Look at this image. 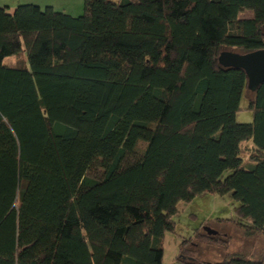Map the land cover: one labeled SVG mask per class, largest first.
<instances>
[{
    "label": "trees",
    "instance_id": "obj_1",
    "mask_svg": "<svg viewBox=\"0 0 264 264\" xmlns=\"http://www.w3.org/2000/svg\"><path fill=\"white\" fill-rule=\"evenodd\" d=\"M257 51L264 0L0 6V264H163L178 206L205 194L264 235V84L218 64ZM197 236L180 264H205Z\"/></svg>",
    "mask_w": 264,
    "mask_h": 264
},
{
    "label": "rangeland",
    "instance_id": "obj_2",
    "mask_svg": "<svg viewBox=\"0 0 264 264\" xmlns=\"http://www.w3.org/2000/svg\"><path fill=\"white\" fill-rule=\"evenodd\" d=\"M18 7L20 6H16L11 12ZM46 9L44 8V10ZM252 16V12H246L242 19ZM145 26L149 29L148 24ZM8 62L14 65L15 60L13 58L6 59V65ZM247 99H251V94H248ZM246 104L244 100L242 108H246ZM236 121L238 124H251L253 123V113L241 111L237 114ZM247 145L251 146V143ZM45 167L50 169V164L46 163ZM231 174L232 172H226L222 179H226ZM237 209L238 204L234 201L232 194L224 197L205 194L191 203H181L178 206V215L174 218L175 231L167 233L164 239L163 264H180L177 260L180 245L187 240L196 238L198 234L197 239L202 241L196 242L191 247L196 252L197 262L218 264L234 257H242L248 260H260L264 264V235H247L242 229L252 227V225L238 219ZM205 228L214 233H208ZM58 236L59 231H56L54 239H57ZM208 241H212V243Z\"/></svg>",
    "mask_w": 264,
    "mask_h": 264
},
{
    "label": "water",
    "instance_id": "obj_3",
    "mask_svg": "<svg viewBox=\"0 0 264 264\" xmlns=\"http://www.w3.org/2000/svg\"><path fill=\"white\" fill-rule=\"evenodd\" d=\"M218 64L223 69L243 71L247 76L248 91L253 94L264 84V51L248 54L223 52L219 55ZM205 231L214 233L207 228Z\"/></svg>",
    "mask_w": 264,
    "mask_h": 264
},
{
    "label": "crops",
    "instance_id": "obj_4",
    "mask_svg": "<svg viewBox=\"0 0 264 264\" xmlns=\"http://www.w3.org/2000/svg\"><path fill=\"white\" fill-rule=\"evenodd\" d=\"M0 6L7 8L10 12L16 6H37L41 10L51 8L57 13L75 18L82 16L84 12V0H0Z\"/></svg>",
    "mask_w": 264,
    "mask_h": 264
}]
</instances>
